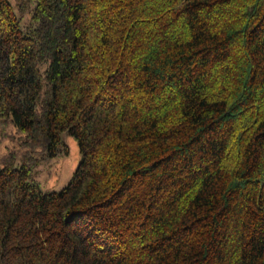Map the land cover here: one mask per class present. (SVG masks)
Returning <instances> with one entry per match:
<instances>
[{
	"label": "trees",
	"instance_id": "16d2710c",
	"mask_svg": "<svg viewBox=\"0 0 264 264\" xmlns=\"http://www.w3.org/2000/svg\"><path fill=\"white\" fill-rule=\"evenodd\" d=\"M28 1L0 0V264H264V0Z\"/></svg>",
	"mask_w": 264,
	"mask_h": 264
},
{
	"label": "rangeland",
	"instance_id": "374dc122",
	"mask_svg": "<svg viewBox=\"0 0 264 264\" xmlns=\"http://www.w3.org/2000/svg\"><path fill=\"white\" fill-rule=\"evenodd\" d=\"M12 8L19 16V23L23 27L29 20L30 6L28 0H9ZM22 2V6L18 3ZM59 138L61 144L65 146V151H58L53 157L40 158L32 164L31 171L27 179L38 184L42 191L58 190L70 178L78 160L79 151L75 140L65 130L60 131ZM21 133H19L10 122L0 123V158L11 150L23 151ZM29 153L36 154L35 149H27ZM19 154V152H18Z\"/></svg>",
	"mask_w": 264,
	"mask_h": 264
}]
</instances>
